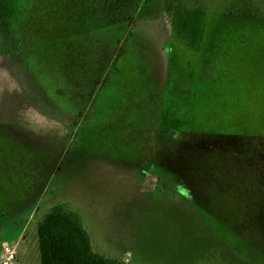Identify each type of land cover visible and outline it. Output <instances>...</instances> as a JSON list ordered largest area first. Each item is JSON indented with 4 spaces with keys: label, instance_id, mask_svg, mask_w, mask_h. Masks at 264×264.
I'll return each instance as SVG.
<instances>
[{
    "label": "rangeland",
    "instance_id": "1",
    "mask_svg": "<svg viewBox=\"0 0 264 264\" xmlns=\"http://www.w3.org/2000/svg\"><path fill=\"white\" fill-rule=\"evenodd\" d=\"M180 2L147 0L132 25L75 37L91 26L73 19L64 43L44 20L26 44L0 1V142L56 161L42 174L37 222L51 203L69 204L100 254L264 264V0ZM177 4L202 9L200 42L172 21ZM23 182L15 168L0 191ZM10 198L21 213L31 203ZM36 219L0 226V255L18 246L12 264H41Z\"/></svg>",
    "mask_w": 264,
    "mask_h": 264
},
{
    "label": "trees",
    "instance_id": "2",
    "mask_svg": "<svg viewBox=\"0 0 264 264\" xmlns=\"http://www.w3.org/2000/svg\"><path fill=\"white\" fill-rule=\"evenodd\" d=\"M3 1L15 10L19 28L26 44H29L36 34L43 36L40 29H45L44 20L59 31L56 39L65 38L62 43L71 37L68 35L71 28L75 26L77 28L80 24L91 27L73 31V37L75 34L105 25H132L142 15L140 12L145 10L144 3L147 0ZM177 6L178 9L174 11H172L174 6L168 7L167 12L171 15L172 21L190 35L192 42H200L205 29L202 9L179 8L184 6L183 4ZM74 14L77 17L74 18ZM49 17L52 20H49ZM0 18L7 20V14L0 12ZM73 19H76L75 26L69 23ZM13 39V45L17 44L18 40ZM37 225L41 264H130L125 260L96 252L81 215L65 202L52 204L39 218Z\"/></svg>",
    "mask_w": 264,
    "mask_h": 264
},
{
    "label": "crops",
    "instance_id": "3",
    "mask_svg": "<svg viewBox=\"0 0 264 264\" xmlns=\"http://www.w3.org/2000/svg\"><path fill=\"white\" fill-rule=\"evenodd\" d=\"M20 137L26 141L27 147H33L35 149H39V146H31L27 138L23 136ZM4 143L5 141L0 142V144H2L0 148V175L6 181H8L12 179L14 169L17 168L21 171L24 182L19 188V190L16 192L14 191L13 183H6L4 190L0 191V215L1 218H5V223L4 221L0 222V226L6 224L10 226V228H14L13 226L14 222L19 221V224L16 226V228L18 229L20 225V220L23 221L24 218H27L29 220L27 222H30L34 218L36 219V215L38 213L37 211L39 207L45 205V199H43V196L46 193L47 189L42 174L44 173L47 165L52 168H55L56 161L52 160L49 155L45 156L43 152L39 154V150H37L36 154L32 156V159L30 158L22 159L15 157L9 154L11 151L10 150L11 143H9L8 146L5 145ZM25 161L28 162V166L21 169L19 163H22L24 165ZM35 164H38V166H34ZM37 181H38V186H40V191L39 193L35 192L31 194L35 190L34 187L36 186ZM11 196L21 197L23 199V203H25V201L29 199L31 203L29 207L21 213L19 202L15 201L14 198L11 201L10 198ZM52 204L54 203H51L49 207ZM47 210H44L43 212L45 213ZM36 223H37V219H36ZM5 244H9V243H4L2 245L3 254L0 255L2 256L0 258V261L4 256ZM13 247L16 248V252H17L18 249L17 244L14 245Z\"/></svg>",
    "mask_w": 264,
    "mask_h": 264
},
{
    "label": "built area",
    "instance_id": "4",
    "mask_svg": "<svg viewBox=\"0 0 264 264\" xmlns=\"http://www.w3.org/2000/svg\"><path fill=\"white\" fill-rule=\"evenodd\" d=\"M16 259V248L10 244L4 245V258L2 259L3 264H12Z\"/></svg>",
    "mask_w": 264,
    "mask_h": 264
}]
</instances>
